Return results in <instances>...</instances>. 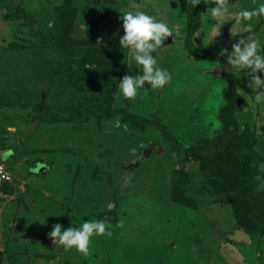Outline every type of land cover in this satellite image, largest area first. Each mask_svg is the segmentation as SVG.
<instances>
[{
    "label": "rangeland",
    "instance_id": "374dc122",
    "mask_svg": "<svg viewBox=\"0 0 264 264\" xmlns=\"http://www.w3.org/2000/svg\"><path fill=\"white\" fill-rule=\"evenodd\" d=\"M211 2L0 0V89L20 88L46 111L73 106L82 119L0 110V264H264V164L241 155L264 158V103L220 52L225 26L232 40L249 33L227 21L211 41ZM258 3L230 0L233 10ZM137 7L184 36H169L157 57L171 81L129 99L119 80L139 69L119 36L123 12ZM8 11L27 15L9 20ZM251 22L264 43V16ZM224 135L227 153L179 160V145ZM218 190L238 194V215ZM89 218L109 221L111 235L94 236L88 255L48 235Z\"/></svg>",
    "mask_w": 264,
    "mask_h": 264
},
{
    "label": "clouds",
    "instance_id": "9594fccd",
    "mask_svg": "<svg viewBox=\"0 0 264 264\" xmlns=\"http://www.w3.org/2000/svg\"><path fill=\"white\" fill-rule=\"evenodd\" d=\"M191 3L198 5L200 0H191ZM211 5L214 6L210 7L208 15L215 22L208 31L211 41L218 35V28L227 21L232 22L233 30L235 26H240L243 31L249 33L247 36L240 35L238 42L233 43L231 49L222 46L220 52L228 53L227 62L232 69L243 70L245 75L250 77L248 86L255 90V101L264 103V77L260 75L264 72V51H261L264 49V43L258 35L250 31L254 27L252 18L264 16V0H259L256 7H242L238 10H233L230 0H212ZM122 20L124 32L119 36L120 46L128 51L139 70L134 75L125 74L119 80L118 88L124 97L135 99L141 89H161L171 81L173 73L168 68L159 66L157 57L169 36L174 40L181 38L183 42L184 33L178 26L170 25L165 19H158L138 7L123 12ZM200 34L194 33V40ZM146 81L149 82V86L145 85ZM116 123L118 125L120 121ZM11 152L12 149H8L5 156ZM39 221L46 222V217ZM48 235L65 250L75 248L79 253L88 255L92 238L111 235V228L110 222L106 219L89 218L83 219L79 225L72 224L66 228L57 222Z\"/></svg>",
    "mask_w": 264,
    "mask_h": 264
},
{
    "label": "trees",
    "instance_id": "16d2710c",
    "mask_svg": "<svg viewBox=\"0 0 264 264\" xmlns=\"http://www.w3.org/2000/svg\"><path fill=\"white\" fill-rule=\"evenodd\" d=\"M26 12L22 11H16V12H10L8 11L7 13V19L12 20L16 18H20L23 16H26ZM200 58H211L212 55L209 53V51H201L198 55ZM60 66L58 67L57 71L60 73L66 74L65 67L62 66V64H59ZM67 75V74H66ZM69 76V75H68ZM70 77V76H69ZM24 108L28 109V107H32L33 109V118L39 119V120H45L49 122H54V121H79L82 120L81 117L79 116L78 112L76 111V108L73 106H65L62 107L58 110H43L41 108V105H39L38 102L36 101H26L23 98L22 90L20 88H15L10 91H5L3 89H0V110L4 108ZM155 123H158L154 121ZM143 128L148 124L147 121H143ZM165 130V128H164ZM231 136V135H230ZM169 139H173L170 137ZM222 139H227V135H224L221 140L219 139H214L210 142H212L208 147L204 146H180L178 147V153L180 155L179 160L182 162L188 159L189 157H200L201 156H209L210 152L214 151H220L223 153H227V145L228 142L226 140ZM175 140V139H174ZM178 142V141H177ZM209 142V143H210ZM180 144V143H179ZM175 146H178L177 144ZM241 155L243 156V162L246 164H254V163H261L264 164V158H262L254 149L251 148H242L241 149ZM264 174V173H263ZM217 193H222L224 196L225 201H228L229 198H232L233 200L231 201L233 207L237 210V204L240 202L239 196L237 193L234 191L230 192V197L223 193V191H217ZM228 196V197H226ZM236 214L238 213V210L236 211ZM239 214V213H238ZM237 214V215H238Z\"/></svg>",
    "mask_w": 264,
    "mask_h": 264
},
{
    "label": "water",
    "instance_id": "95a60500",
    "mask_svg": "<svg viewBox=\"0 0 264 264\" xmlns=\"http://www.w3.org/2000/svg\"><path fill=\"white\" fill-rule=\"evenodd\" d=\"M235 42H238V40L237 39L232 40L230 29L227 26H225L223 29V43H224V45L231 48L233 43H235ZM240 101H241V98L238 97L237 102L240 103Z\"/></svg>",
    "mask_w": 264,
    "mask_h": 264
},
{
    "label": "built area",
    "instance_id": "2783aa9c",
    "mask_svg": "<svg viewBox=\"0 0 264 264\" xmlns=\"http://www.w3.org/2000/svg\"><path fill=\"white\" fill-rule=\"evenodd\" d=\"M4 164H0V176L2 178L8 177V173L6 171L5 166H3Z\"/></svg>",
    "mask_w": 264,
    "mask_h": 264
}]
</instances>
